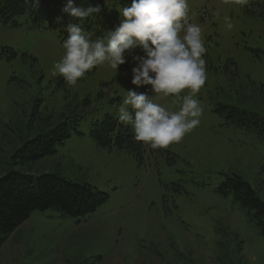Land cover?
<instances>
[{"label": "rangeland", "instance_id": "rangeland-1", "mask_svg": "<svg viewBox=\"0 0 264 264\" xmlns=\"http://www.w3.org/2000/svg\"><path fill=\"white\" fill-rule=\"evenodd\" d=\"M188 2L207 48L208 79L197 94L204 111L181 142L160 149L143 142L122 148L116 138L104 148L92 136L107 120L119 126L118 107L135 88L130 58L119 70L98 66L70 86L52 74L65 53L58 31L34 25L28 14L15 18L18 26L0 22V177L59 175L108 196L82 219L34 211L0 248V264H264L254 212L223 190L240 177L264 202V139L234 115L264 118V0ZM172 99L157 102L169 106ZM62 123L71 136L54 155L26 165L14 160ZM124 130L134 136L130 126Z\"/></svg>", "mask_w": 264, "mask_h": 264}, {"label": "clouds", "instance_id": "clouds-1", "mask_svg": "<svg viewBox=\"0 0 264 264\" xmlns=\"http://www.w3.org/2000/svg\"><path fill=\"white\" fill-rule=\"evenodd\" d=\"M232 2L243 5L248 0ZM23 3L39 6V0ZM116 10L120 22L107 35L93 38L84 22L100 14L103 6H78L75 0H66L62 12L79 22L65 26V53L54 63L52 74L62 75L68 85L76 86L94 68L107 64L119 70L130 58L135 88L126 90L116 113L118 123L130 126L134 139L152 149L179 143L200 124L204 111L197 98L208 79L202 28L190 22L188 0H131L130 5ZM223 20L227 29L234 28L229 16ZM137 47L141 53L134 51ZM141 88L145 90L139 91ZM186 89L188 93L181 95ZM169 96L173 97L171 105L157 102ZM175 105L178 110H171Z\"/></svg>", "mask_w": 264, "mask_h": 264}, {"label": "trees", "instance_id": "trees-1", "mask_svg": "<svg viewBox=\"0 0 264 264\" xmlns=\"http://www.w3.org/2000/svg\"><path fill=\"white\" fill-rule=\"evenodd\" d=\"M65 3L66 0H39V6L32 7L25 5L23 0H0V22L6 26H18L15 18L28 14L34 25H46L66 39L65 26L79 21L62 12ZM75 3L78 6L97 3L103 6L100 14L84 22L85 28L95 38L107 35L108 30L120 22L121 17L116 9L118 6L130 5L131 0H107L106 5L104 0H75ZM57 17H62V20L58 22ZM234 115L245 116L264 139V118L259 119L247 111H235ZM70 136V126L62 123L26 144L14 156V160L26 165L54 155L56 149ZM92 136L104 148L111 147L113 138L122 148L126 146L135 149L138 143L134 136L124 130L123 124L119 123L118 126L117 122L111 120L105 121L98 130L93 131ZM223 190L226 194L232 192L243 206L254 212L253 218L264 232V202L255 190L240 177L229 179L224 183ZM107 200V195L95 191L89 185L73 183L59 175L33 176L18 171L9 172L0 177V248L36 210L54 209L66 217L82 219L94 214Z\"/></svg>", "mask_w": 264, "mask_h": 264}]
</instances>
